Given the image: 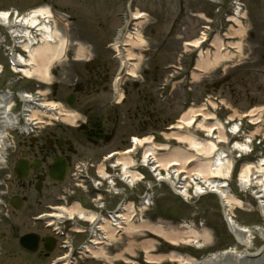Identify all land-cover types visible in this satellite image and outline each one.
<instances>
[{
	"label": "rangeland",
	"instance_id": "rangeland-1",
	"mask_svg": "<svg viewBox=\"0 0 264 264\" xmlns=\"http://www.w3.org/2000/svg\"><path fill=\"white\" fill-rule=\"evenodd\" d=\"M246 13L243 19L244 36L239 41L243 45V51L240 58L234 59L230 63H227L228 68L217 69L206 76H203L200 81L194 83V90L199 99L204 97L207 93L214 95H221L226 98L228 102L232 104V107L241 113L248 110L254 105H264V48L262 41L264 40V0H241ZM123 0H0V12H4L13 8L18 12V15L29 12L36 8H46L50 10L53 17L51 24L57 32L58 42L65 37L68 39L67 58L70 57V48L73 41L80 42L84 48L82 50L83 57L86 59L90 57L87 51L90 50L88 44L95 42L109 41L110 39H119L115 36V32L122 33L123 20L125 16L118 17V14H123ZM132 11H141L146 13V21H143L140 26L132 25L130 32H140L143 34V40L147 49L145 52L146 59H142L140 64V75L143 80L141 87H144L148 91L150 97L153 96L155 83H159L163 80L160 74H155L154 70L159 69L167 65L168 63H176L177 52L182 49V42L194 40L198 36L200 31V25L205 24V20L200 17L201 12L206 13L207 16L213 17L216 14L224 16L232 12L230 0H135ZM135 9V10H134ZM228 23L223 19L222 27L225 28ZM116 30V31H115ZM249 32H254L255 37L250 38ZM4 36V30L0 27V39ZM102 38V39H101ZM234 39L235 42L238 41ZM102 40V41H100ZM82 41V42H81ZM87 41V42H86ZM86 48V49H85ZM141 50V49H140ZM138 50V52L140 51ZM20 51V49H19ZM135 53L138 54L136 50ZM140 53V52H139ZM49 54V52H48ZM48 54H42L43 61L50 67L57 66L60 69L61 74L58 80L62 90L67 91L64 87V83L71 85L75 82V76L72 75L69 67L66 65V60L62 59L64 56H58L56 52ZM59 57V58H58ZM46 58V59H45ZM50 58V62H49ZM53 58H58L52 60ZM190 59L186 57L185 60ZM48 60V61H47ZM0 63L5 65L3 54L0 52ZM114 64L112 65V72ZM160 71V70H159ZM230 76V80L218 89H213V85L219 82L224 77ZM140 78V79H141ZM160 80V81H157ZM57 79L49 78L47 83L31 82L26 86L27 90H40L51 92L49 89V82H55ZM38 86V87H37ZM58 96L51 99L48 96V101L58 102L61 95L59 91ZM181 85L175 86L172 97L165 102V109L158 112L159 118L157 121L163 120V125L172 122V119L177 116V100H181ZM60 95V97H59ZM84 95V94H83ZM82 95V97H83ZM95 95L86 98L87 102H93L92 99ZM102 98V97H101ZM100 98V99H101ZM94 100V99H93ZM99 102V100L97 101ZM95 103V102H94ZM78 111L77 106L73 107ZM150 112V110H149ZM153 112V111H152ZM179 112V111H178ZM264 118V115H263ZM159 125V122H158ZM261 132L264 134V126L260 127ZM174 145V143H173ZM105 148L100 153H104ZM264 152L257 151L256 158L263 156ZM167 160V159H164ZM184 174L178 175V180L182 178ZM188 183V180H184ZM15 178L9 181V190L6 195H0V217L2 215L8 216V218L2 221L0 220V264H28L30 260L25 258L22 253L17 249V240L20 235L28 231H37L40 234H45L39 224H33L29 216L37 215L43 210V200L45 192H43L36 199L35 203H32L28 210H14L10 206V201L17 192ZM190 186H193L189 183ZM188 193L191 196L194 192L193 187L187 188ZM230 192L239 194L241 209H232L235 222L249 231L247 233L248 242L241 245L239 248L233 241L232 237L226 235L221 229L220 224L216 221L215 216L210 211V207H214V199L212 196H206L202 199L200 205L197 207H191L192 212L198 213L202 218L205 226L212 228L210 247L204 249H197L185 247L179 250L182 254L192 256L195 263H199L203 260L209 259L213 253L226 252L227 250H235L237 255H240L244 251H251V254L256 252L262 245H264V221L260 214L256 211L254 198L250 196L252 193L250 190H241L238 186V181L233 178L232 182H229L227 190ZM140 192V189L138 190ZM163 188H155L153 190V204L154 206L150 210L153 215H163L164 217H172L175 223H189V214L191 211L182 203L169 201L164 195ZM38 199L41 202H38ZM166 212V213H165ZM167 214V215H166ZM163 233L166 235L174 234V231L165 229ZM173 237H176L173 236ZM149 238V237H147ZM190 239V238H189ZM142 238L134 239L133 241L124 239L118 245L116 249L109 251V254H116V261L120 260V254L126 250H132L134 247L141 248L144 246ZM155 245L154 248L165 251L163 245ZM237 248V249H236ZM152 249V248H150ZM157 249V251H158ZM130 252V251H129ZM150 255H153L152 253ZM253 259V258H252ZM85 264H93L91 261H86ZM95 264H102L101 260H97ZM177 264V263H169Z\"/></svg>",
	"mask_w": 264,
	"mask_h": 264
},
{
	"label": "bare ground",
	"instance_id": "bare-ground-1",
	"mask_svg": "<svg viewBox=\"0 0 264 264\" xmlns=\"http://www.w3.org/2000/svg\"><path fill=\"white\" fill-rule=\"evenodd\" d=\"M4 15L5 13H0V18H4ZM38 16H42L43 19L45 20V23H42V21L37 22L36 18ZM52 16H53L52 13L48 9H40V8L33 9L28 14H26L23 18L16 21V23H18L17 25L19 28L13 29L11 31L13 34H15V37H17V39L28 40L29 41L28 43L31 44L32 49H27V51L30 53V56L32 57V60L29 64L35 66L33 74L39 77L41 80L47 79V76H48L47 69L49 68V66H47V64L44 62L45 60L43 61V59H41L44 57L43 55L45 53L47 54L50 51V47L52 49L56 45V43H57V46L61 49V51H63L65 48V43L63 40L58 43L57 32L54 31V29L51 27L49 23V19ZM133 16H134L135 21L141 20L144 17L143 13L141 12L134 13ZM230 21H232L233 25L235 26V27L230 28L232 37H238L240 39L243 38V30H242L243 27L241 26L239 19L232 18ZM137 24L138 26L141 25L139 22H137ZM31 29H33L35 32H39L38 35L40 37L38 39L40 40V43H37L36 46H34V39L30 32ZM125 40H126L125 41L126 44L130 46V50L140 48L143 46V40L140 39L138 34H131V35L129 34L127 35ZM196 43L197 41H193L191 45L193 44L196 45ZM230 45L234 46L237 49V51H240L242 53L243 46L241 45L240 42H236L235 44H230ZM187 46H190V44H187ZM219 47H220L219 43H217V48ZM23 49L26 50V47H23ZM81 57H83V53H82V49L79 48L77 52V58L80 59ZM134 58L135 56L131 53V51H129L126 56V60L131 61ZM230 59H231V55H227L226 53L223 55H219L217 53L215 54V57L213 58V60H211L210 62L206 61L205 59L200 60L197 65V69L200 72L204 71L207 74L213 71L215 67L222 65V63L230 61ZM140 61L141 60H139V62ZM131 66L132 68L136 67L135 65H131ZM128 70H129V73L132 74V69H130V67L128 68ZM22 72H24V74L28 76L29 78L31 75H33V74H27L25 71H22ZM193 79H194V82H197L201 80V77L193 76ZM0 107H1L0 115L2 116L1 119L3 122L2 129L5 130V131L0 130V135L6 136L5 132H6V129L8 128L7 111L9 110L10 107L8 106L9 107L8 108L6 105V97L4 94L0 95ZM26 109L30 110L31 105H27ZM261 109L262 108L260 109L254 108L252 110L247 111V116H249V120L251 121L250 123L255 128L254 129L255 131L250 133L249 136H247L249 139L252 138L254 134L258 133L260 130L259 124L262 122L261 121L262 113L264 112V111L262 112ZM260 110L261 112L258 115V117H255L254 116L255 112L256 111L259 112ZM192 112H196V111L188 110V112L181 117L182 118L181 122L184 124L183 125L184 129H181L182 127H179L180 130L176 132H172L171 134H169V136H167L168 138L171 137L180 143H184L188 147L190 152L188 153L187 151H184L180 148L172 149L170 159L166 161L161 160V164L154 167V175L157 178L160 177V175L157 173V169H159V167H165L166 164L169 166H174V167L177 166L174 172L178 174H184L185 180H190L192 178L191 179L192 181L190 180V183L194 181V186L196 188L197 194H200L203 192L217 191L223 196L226 202V205L230 207L229 209L230 211L232 209H236L237 207L242 208L241 203L239 201V195L237 196L235 194H232L229 191H225L223 189L225 185L221 183V181L226 182L228 180L229 164H230L229 160L224 158V156H222L220 153H215V150L217 149L216 146L214 145L209 146L210 148L209 150V148L204 146L203 143H197L191 139L190 135L183 133L185 129H188L190 127L193 128L194 121L188 122L187 120L188 114ZM236 112H237L236 110H233V114H231L232 116L230 115V119L233 117V115L237 114ZM207 120L208 119L205 118V120L197 121L194 124L195 128L208 131L210 127L212 126V124H208ZM181 122H178V123H181ZM207 145H210V143H207ZM168 149L169 147L165 145H156L152 143V146L148 147L145 150L144 156H148V157L151 155L160 156L162 155L161 151H166ZM233 149L234 150L240 149V150L246 151L247 144H245L244 146L236 144V146L233 147ZM212 154L215 155L214 159H211ZM119 164H122L123 166L122 171H123L124 176L126 177L132 176L134 181L137 180L135 179L136 178L135 175L130 174L129 171L127 170V168L130 166V161L128 157H126L125 159H121ZM251 177H253V179ZM251 180H252V184L249 185V181ZM237 181L239 182L238 186L243 190L250 186L256 188L255 190L256 198L261 203L260 205L261 211L264 212V163L262 162V160L256 166L243 165L238 173ZM184 183H185L184 181L181 182V186L179 187V190L181 191L182 194L186 195L187 193L185 189L186 187H188L187 185L188 183L186 184ZM149 198L150 197L146 199L147 204L149 203L148 202ZM187 198L189 197L187 196ZM69 210L74 211V212L76 211L74 207L73 209L70 208ZM225 213L227 214L226 208H225ZM124 219L128 221L129 216L128 217L125 216ZM231 219L232 218L227 217V220H228L227 222L230 223L234 233L236 234L235 236L238 241L236 245L239 248H241V244L243 245L249 241L248 240L249 235H247L249 231L245 230L244 228H240V226L235 224ZM140 228H144V227H140ZM156 228L157 227L155 228L148 227L144 229L145 230L149 229L150 231L158 234L159 236H162L164 240H167L168 242L172 244L177 243L176 240L181 237L180 235H182V237L191 238L189 239L191 240V242L192 241L196 242V240L194 239H199L201 237L200 234H198L197 232H195V230H192V229H187V231H185L184 234L177 235L178 233H176V234H170L168 236L164 234L160 229L158 230ZM138 230L140 229L133 227V225H128L127 228L125 229V232L127 233L129 237H134V236L137 237ZM175 235L176 237H172ZM203 235L207 237L206 234H203ZM183 240L181 239L180 241H183ZM189 240H186L184 242H190ZM235 253L236 251L231 250V249L227 250L226 252H218L212 255L209 259L203 260L199 263H194L187 259L179 258L176 255H170V260L179 261L180 264H264V249L259 254H256V256L253 259L249 258L250 255H248V252L246 250L244 251V255H243V252L240 255H237ZM160 259L161 258H157V260H160ZM154 260L156 259L154 258Z\"/></svg>",
	"mask_w": 264,
	"mask_h": 264
},
{
	"label": "flooded vegetation",
	"instance_id": "flooded-vegetation-1",
	"mask_svg": "<svg viewBox=\"0 0 264 264\" xmlns=\"http://www.w3.org/2000/svg\"><path fill=\"white\" fill-rule=\"evenodd\" d=\"M103 60L104 59L102 58V56H100L99 60H97L95 63L86 65V70H88L89 73H92L91 77L94 78L93 88H96L97 86L98 91L103 89V91L107 93L108 88L105 84V81L108 70L105 69L106 64L103 63ZM133 93L134 91L131 90L130 96H133L136 99V103L134 104L136 106L135 111H142V102L143 100H145V97H143L140 92H136L134 95ZM127 94H129L128 91ZM127 111L132 112L133 110L131 108H128ZM110 114H114L116 116L115 111H112ZM94 118L96 120L99 119L100 128L104 129H102V134L91 132L93 135L90 133V136H92L93 138L99 136L102 137L104 134H106V130H109V127H107L109 126L108 123H112L113 126L117 127V125L112 122L116 121L115 119H112V116H107L106 119L108 123H105L102 118H99L96 115L94 116ZM115 118H117V116ZM90 130H93V127L91 126V123H88L87 131L85 132H89ZM111 131L115 132V127ZM71 137L72 133L70 131L56 128L50 132H46L40 135L38 138H35V140L31 142H24L21 149L18 148V152H20V155L17 159L25 158L29 163L27 177L23 181H17V187L19 188V190L23 192L31 191L33 188L35 189L37 183H40L41 191L45 190L46 187H49V184L53 182L47 176L52 161L58 156L64 159L67 163V166H69L71 164L72 158L76 154H78V151L75 150L74 145L71 141ZM58 140H60L61 142H57ZM69 140L71 141L70 144L65 143ZM22 154H24L25 156L23 157ZM18 194L24 200L28 199L24 193L18 192Z\"/></svg>",
	"mask_w": 264,
	"mask_h": 264
},
{
	"label": "water",
	"instance_id": "water-1",
	"mask_svg": "<svg viewBox=\"0 0 264 264\" xmlns=\"http://www.w3.org/2000/svg\"><path fill=\"white\" fill-rule=\"evenodd\" d=\"M22 242H23L26 246H28V244H27L28 241H27V240H23Z\"/></svg>",
	"mask_w": 264,
	"mask_h": 264
}]
</instances>
